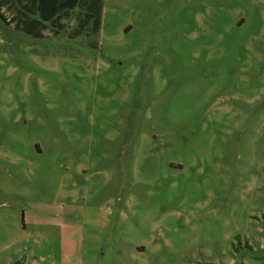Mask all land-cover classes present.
Segmentation results:
<instances>
[{"label": "rangeland", "instance_id": "obj_1", "mask_svg": "<svg viewBox=\"0 0 264 264\" xmlns=\"http://www.w3.org/2000/svg\"><path fill=\"white\" fill-rule=\"evenodd\" d=\"M3 11L0 264H264V0Z\"/></svg>", "mask_w": 264, "mask_h": 264}, {"label": "trees", "instance_id": "obj_2", "mask_svg": "<svg viewBox=\"0 0 264 264\" xmlns=\"http://www.w3.org/2000/svg\"><path fill=\"white\" fill-rule=\"evenodd\" d=\"M105 0H0V18L6 20L3 9H11L9 22L30 37L42 39L45 31L60 34L66 21L75 24L67 32L70 39H86L89 48L97 49ZM248 244V243H247ZM15 264H21L19 261Z\"/></svg>", "mask_w": 264, "mask_h": 264}]
</instances>
